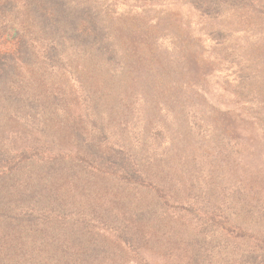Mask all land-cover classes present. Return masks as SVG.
<instances>
[{
	"label": "rangeland",
	"instance_id": "374dc122",
	"mask_svg": "<svg viewBox=\"0 0 264 264\" xmlns=\"http://www.w3.org/2000/svg\"><path fill=\"white\" fill-rule=\"evenodd\" d=\"M24 1L0 0V5H6L0 6V56L14 52L18 45L23 52V42L28 40L30 45L44 37L50 28L44 26V21L59 14L63 5L61 0H49V13L27 15L18 11ZM149 1L153 3L150 6ZM231 1L233 4L224 1L223 15L218 13L216 17L213 13L209 19L200 15L196 0L85 1L95 9L105 5L107 26L114 36L112 47L119 53L126 50L134 54L130 55L134 60L145 47L153 48L142 27L155 24L160 14L173 16L170 19L177 26V36L188 37L189 47L183 53V61L182 44L174 53L171 45L167 50L158 47L168 61L174 59L175 68L152 87L153 91L137 94V98L131 91L134 100L127 101L131 105H110L115 109L109 111V105L99 106L86 118V101L80 96L75 99L69 109L72 125L76 122L77 127H71L69 139L57 122L53 135L43 134L40 121H34L26 133L17 120L9 119L0 128V206L4 210L0 212V254L13 247L14 264H93L94 260V264H264V105L257 103L260 94L254 82L264 80V55L261 56L260 48L264 25L258 18L263 13L264 0ZM71 6L79 9L80 5L74 1ZM129 14L138 17H128ZM147 15L151 19L146 21ZM139 19L138 28L130 27ZM230 31L242 46L239 58L231 56L232 61L228 60L231 65L225 53ZM213 32L223 35L214 38ZM163 33L171 37L169 30ZM173 34L176 35L175 30ZM166 37L158 42L167 43ZM219 53V58H215ZM245 58L257 60L253 72L244 70ZM167 66L163 68L168 69ZM146 68L141 67L139 72L146 74ZM256 70L260 78L255 76ZM75 83L69 81L71 92L79 95ZM125 107L135 111L138 123L144 122L153 129L147 131V147L167 158L169 169L163 168L157 178L154 175L150 180L155 185V196L132 187L135 178L123 185L114 180L105 159L114 141L111 135L105 137L102 145L94 143L100 135L104 136V131L99 133L97 128L104 125L108 131L115 130L114 124L123 119L120 114ZM200 114L206 122L201 121ZM184 119L187 123L182 127L180 122ZM84 124L90 126L89 132ZM222 130L228 133L227 137ZM79 132L84 135L78 139L93 142V146L98 144L96 153L104 160L94 162L98 171L81 163L85 171L74 167V172L68 171L67 166L60 176L49 173L47 162L52 151L68 153L66 159L72 152L69 165H77L82 159L81 148L88 145L75 144ZM116 136L120 137L118 131ZM130 137L128 158L132 161L134 151L139 149L137 140L142 137L136 131ZM49 141H53L52 146ZM205 142L210 147L216 148L219 143L221 146L213 150L214 156L210 150L200 155L192 173L184 159L186 153H180L179 148L185 143V147L196 146L200 151ZM189 152L195 154L193 150ZM187 168L189 171L181 173ZM146 170L141 167L140 171L145 179ZM111 185L120 189H112ZM9 235H22L25 240L20 238L19 242ZM196 249L204 255L194 263L188 257ZM40 255L45 256L41 262Z\"/></svg>",
	"mask_w": 264,
	"mask_h": 264
},
{
	"label": "trees",
	"instance_id": "16d2710c",
	"mask_svg": "<svg viewBox=\"0 0 264 264\" xmlns=\"http://www.w3.org/2000/svg\"><path fill=\"white\" fill-rule=\"evenodd\" d=\"M50 1L55 2V0ZM50 1L25 0L22 8L18 9V11L22 14H37V16H43L49 13L51 9ZM74 1L80 5L79 9H76V6L69 7V4ZM85 1L87 0H83L82 3L79 0H61L63 5L58 11L59 14H56L54 17L46 18L47 21H44L46 24L44 26L50 27L45 31L44 37L32 42L30 45L28 44V40L23 42V45L26 46V50L23 52H20L23 49L18 45V48H15L14 52H10L7 55L2 54L0 56V128H3L8 120L11 119L19 121L22 126H24V131H27V127L30 128L34 121H40L42 126L44 125V129L42 130L43 134L52 133L53 135V131L56 129L54 123L57 122L59 124V129L66 132L64 137L69 139L71 127L77 125L76 122H73L72 125V115L70 114L69 107H72L70 105L74 103L75 99L79 96L86 101L84 104L88 113L85 115L86 118H89L91 114L97 112L96 109H99V106L106 105L107 107V105H109L107 108V111H109L115 109V107L110 105L117 106L119 105L118 103L123 102H126L127 106L131 105L128 104L130 99L134 100L131 91L135 92L136 98L137 94L153 91L152 87L158 85L160 80L168 76L167 73L171 72V68H175L172 64L174 59L168 61L167 57L165 58V56L161 55L158 51L159 48L167 50V46L171 45L172 53H174L178 45L182 44L183 49L180 50V60L183 61V53H185V51H187L186 48L189 47V40L187 39L188 37L180 39L177 36L179 34L177 26L170 19L173 17L172 15L166 14L163 16V14H160L157 16L155 24H144L142 27L144 33H142L145 36L147 35L154 45L151 49L145 47L143 53H139V58L134 60L135 57H130V55L134 56V54L127 53L126 50L119 53L115 47H112L114 36L112 35V30L107 26L109 18H107L105 13L107 11L105 5H98L97 7L99 9H95L94 7H88ZM180 1L183 2V0ZM196 1L195 5L199 13L201 12L200 15L203 17L209 19L213 13L216 14V17H219V14L223 15L222 12L225 0ZM251 1L255 2V0ZM230 2L232 3L231 0ZM0 4L2 3L0 2ZM152 4L153 3L149 1L148 6ZM0 6L5 7L6 5ZM262 11L263 13H261L258 18L264 25L263 8ZM145 12L147 14V8ZM129 15L128 17H138L137 15ZM183 17L187 19L186 16L181 15L182 19ZM148 18L151 19V16L147 15L145 18L146 21ZM140 24L141 19L133 22L130 27L138 28ZM102 25H105V27ZM126 26L128 27V25ZM208 27H210V25H208ZM165 30H169L171 37L163 33ZM173 30L176 31V35L173 34ZM160 34L162 37L167 36V43L158 42L162 38ZM212 34L214 38L218 37V39L223 35V33L218 35L216 32ZM107 35H109V39ZM233 36L235 35L232 31L227 35L228 40L225 49V53L229 55L226 57L227 61H232V57L233 59L239 58L238 56L242 51L241 44L236 41L237 35L232 40ZM216 43H218V40ZM32 45L34 46L33 48H31ZM260 48L263 49L261 53V56H263L264 41H262ZM33 55L38 56L34 58ZM219 56L220 53L217 54L215 58H219ZM180 60L178 61L180 62ZM221 60L223 62L225 61L223 59ZM262 60L264 61V59ZM228 63L231 65L229 61ZM256 63L257 60L245 58L242 64H244V70L248 69L249 72H253L257 65ZM166 65H168V69L163 68ZM143 66L147 67L146 74L139 72V69ZM255 72V76H258L259 71L256 70ZM257 78L260 77L258 76ZM70 80L76 82L75 86H78L79 95H76V92L72 94V86L69 84ZM168 80L169 77L165 79V82H168ZM254 82L256 83L255 89H259L257 93L259 92L260 94L258 95L257 103L264 105V101H262V99H264V80L257 81L254 79ZM240 84H243V80L240 81ZM162 93H165V89ZM69 96L73 98V101L68 98ZM122 112L123 113L120 115L123 119L119 120L117 124H114L115 130L111 129L108 131V126L101 125L97 129H99V133L104 131V136L102 137L100 135L96 141H93L94 143L99 142L102 145V141H106L105 137L111 135L114 141L105 159L107 160L106 166L110 170H113L112 174L114 180L118 185H123L124 183H129V178H135L132 182V187L135 186L139 191L141 190L142 192H147L155 196V191H153L155 185H153L154 182L150 180H153L154 175L155 178H157V175L159 176L161 174L163 168L169 169V164L166 163L167 158L163 159L162 155L158 154L159 152H157L156 149L150 150V148L147 147V131L150 130L153 132V129L147 127L144 122L138 123L134 117L135 114L133 112L135 111L132 112L129 107L122 108ZM200 118L201 121L206 122L202 114H200ZM186 123L187 119L180 122L182 127L183 124ZM84 125L85 131L89 132L88 129L90 126ZM91 131H93L92 126ZM117 131L120 133L121 138H117ZM121 131H123V135H121ZM135 131L138 132V135H141L142 138L141 141H139L138 138L137 144L139 145V149L137 147L132 155L133 160L129 161L128 152H130L131 149L130 135ZM222 131L227 137L228 133L224 130ZM158 133V131L155 132L156 135ZM78 134L79 135L75 139V144L80 145L79 143L85 144L88 142L82 137L78 139L80 135H84V132H79ZM52 140L54 141L55 137L54 139L52 137ZM52 142L49 141L51 146L53 145ZM119 143H121L120 146L114 145ZM182 144L183 146L179 148L181 149L180 153H186L184 159L190 164L188 167L192 170V173H194V164L198 158H200V155L210 150L211 156H214L213 150L221 146V143H219L216 148L214 146L210 147L209 144L205 142V147H201L199 151L196 146L191 145L189 148L185 147V143ZM87 145L86 148H81L84 150V155L80 154L82 159H78L77 165H69L71 159L74 157L72 152H69L71 155L66 159L68 153L66 154V152L64 153L60 149L52 151L53 154L50 155L47 162L48 172L60 176V171L65 170L67 166L68 171L74 172L73 167L83 171L82 165H79L81 163H88V165H91L89 170L92 171V169H94L98 171V167H94V162L96 163L100 159L103 160V156H98L96 153V151H98V144L93 146L92 142L91 144L87 143ZM112 147L113 149H111ZM62 150H64V148H62ZM188 150L195 151V154L191 155L190 152L188 153ZM112 153L113 157L111 158ZM177 153L172 155V157H174L173 161L177 157ZM176 164H174V167H176ZM141 167L147 169L144 174L146 179L140 172ZM108 168L106 172H109ZM189 168L181 171V173L189 171ZM154 170L155 174H153ZM111 186H113L111 187L112 189H114V186L117 187L116 185ZM117 188L120 189V186ZM3 211V207L0 206V212ZM23 217L24 216L20 217V220H23ZM1 218L2 217H0V219ZM257 226H260V223H258ZM8 237L19 242H21V239L22 241L25 240V237L22 235H18V237H11L9 235ZM203 253L204 252L200 249H196L188 258L195 263L197 262L196 260L203 258ZM15 254L16 251L13 247L1 251L0 264H14ZM85 257H89V254L85 255ZM44 258V255H40V262ZM86 259L87 258H85V260ZM95 262L96 260H94V263ZM78 264H90V261L78 262Z\"/></svg>",
	"mask_w": 264,
	"mask_h": 264
}]
</instances>
